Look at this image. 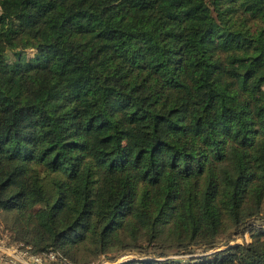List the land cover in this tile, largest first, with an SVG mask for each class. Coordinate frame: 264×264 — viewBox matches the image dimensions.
I'll list each match as a JSON object with an SVG mask.
<instances>
[{"label": "trees", "instance_id": "16d2710c", "mask_svg": "<svg viewBox=\"0 0 264 264\" xmlns=\"http://www.w3.org/2000/svg\"><path fill=\"white\" fill-rule=\"evenodd\" d=\"M0 225L75 264H264V0H0Z\"/></svg>", "mask_w": 264, "mask_h": 264}, {"label": "built area", "instance_id": "2783aa9c", "mask_svg": "<svg viewBox=\"0 0 264 264\" xmlns=\"http://www.w3.org/2000/svg\"><path fill=\"white\" fill-rule=\"evenodd\" d=\"M0 260L9 264H75L56 249L35 252L30 244L12 241L10 232L4 228L0 231ZM104 262L99 264H104Z\"/></svg>", "mask_w": 264, "mask_h": 264}, {"label": "rangeland", "instance_id": "374dc122", "mask_svg": "<svg viewBox=\"0 0 264 264\" xmlns=\"http://www.w3.org/2000/svg\"><path fill=\"white\" fill-rule=\"evenodd\" d=\"M30 56L34 57L36 55V52L32 49L29 51ZM1 226V225H0ZM17 240H23L24 238V231L20 230L17 233ZM253 240V237L251 236V233L249 231H247L243 237H239V238H235L233 240L230 241V245H235V244H243V243H248L251 242ZM228 245L225 244L224 239L222 241H220L219 246L215 249V250H220V249H224L226 248ZM215 250H210V251H204L203 248H196L194 253L192 254H170L167 257H155L152 255H146V254H138V253H127L125 255H123L122 257L119 258V262L124 261L125 259H138V260H142V259H146V258H152V259H164V258H172V259H187L190 261H193L194 259H200L203 256H208L209 253H212ZM185 255V256H183ZM106 262V263H105ZM104 264H110L109 261H105ZM95 264H98L95 263Z\"/></svg>", "mask_w": 264, "mask_h": 264}, {"label": "crops", "instance_id": "0c3cea01", "mask_svg": "<svg viewBox=\"0 0 264 264\" xmlns=\"http://www.w3.org/2000/svg\"><path fill=\"white\" fill-rule=\"evenodd\" d=\"M1 230H3L2 226H0V231H1ZM0 264H9V263H7V262H5V261H2V260H0Z\"/></svg>", "mask_w": 264, "mask_h": 264}, {"label": "water", "instance_id": "95a60500", "mask_svg": "<svg viewBox=\"0 0 264 264\" xmlns=\"http://www.w3.org/2000/svg\"><path fill=\"white\" fill-rule=\"evenodd\" d=\"M134 260H136V259H134ZM138 260V259H137Z\"/></svg>", "mask_w": 264, "mask_h": 264}]
</instances>
